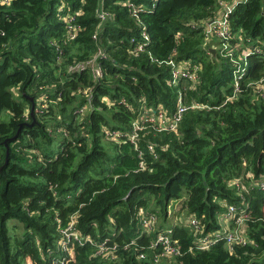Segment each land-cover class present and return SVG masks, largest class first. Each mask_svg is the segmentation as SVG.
<instances>
[{
	"label": "trees",
	"instance_id": "16d2710c",
	"mask_svg": "<svg viewBox=\"0 0 264 264\" xmlns=\"http://www.w3.org/2000/svg\"><path fill=\"white\" fill-rule=\"evenodd\" d=\"M227 4L230 37L211 39L206 23ZM99 51L101 77L70 69ZM169 60L199 65L197 81H173ZM263 77L264 0H0V264H264V192L250 187L264 180V98L249 87ZM179 98L206 107L176 132L145 126L135 148L137 116L172 114ZM174 200L204 233L223 228L228 206L244 210L245 244L198 250L174 225L179 254L155 263L137 213L164 227ZM72 221L83 240L118 243V258L72 239L63 251Z\"/></svg>",
	"mask_w": 264,
	"mask_h": 264
},
{
	"label": "built area",
	"instance_id": "2783aa9c",
	"mask_svg": "<svg viewBox=\"0 0 264 264\" xmlns=\"http://www.w3.org/2000/svg\"><path fill=\"white\" fill-rule=\"evenodd\" d=\"M7 1V0H4ZM224 8L220 11L218 17L213 19V22L207 29V36L209 38H214L218 41H227L230 37V30L227 22V15L232 9L231 5H224ZM101 18L104 20L105 15H101ZM70 18L64 19V22L67 25L68 31L71 38H74L76 35V31L78 28L76 26L70 25ZM228 47L224 45L223 49H227ZM140 47L137 49V51ZM255 52L258 53L257 50ZM252 52L244 51L242 52L241 59L239 60V64L237 65V69L234 73V84L235 87L238 88V83L242 80L246 64V57L251 54ZM230 54V53H229ZM99 59L102 56V53L99 51L97 55L88 61L87 63L81 65H77L72 69L83 70L85 67L90 68V73H92L93 78L101 77V69L99 63H97L96 58ZM169 66H171V78L173 81L178 80H185V83L188 85L193 84L197 81V73L199 72V65L192 63L191 61H183V62H173L169 60L167 62ZM86 65V66H85ZM173 84V83H172ZM175 85V84H174ZM252 88L255 95L264 98V77L259 79L256 82H253L249 85ZM234 90V94H236ZM86 94V90L84 91ZM237 95H235L236 97ZM228 98L227 100H229ZM108 103V101H106ZM204 105H199L196 103H191L190 105H186L182 102V99H178V103L176 105L175 111L172 114H168L165 108L160 105L156 109L153 110H146L143 111L141 115L137 116V118L133 121V133L129 136L130 141L134 144L135 148L137 147L138 143V132L143 130L145 126L150 125L151 129L156 132L160 133L163 131H173L176 132L178 128V124L181 121L183 115L189 110L194 108H205ZM83 111V110H82ZM145 112V113H144ZM107 137H111V133L105 132ZM116 138L119 136H115ZM149 152H151L152 146L149 145L148 147ZM139 167L144 169V164L142 162L139 163ZM250 187L254 190H258L260 192H264V180L260 182L251 183ZM137 222L141 228V233L143 234H152L154 233V239L149 244V249L156 250L160 249V252L154 255L153 261L155 263L160 262L165 258H174L179 254V251L175 244L171 239L172 235V227L174 225L183 226L194 234L195 239V247L198 250H208L211 246L215 245L216 243L222 241L226 244L229 250H232L234 246H240L245 244L246 237L244 236V223L248 220V215L242 209H237L233 206H228L227 212L223 218V228L220 231L211 232V233H204L203 227L200 221L194 217H184L183 223H173L170 226L160 227L158 218L155 214L146 211H139L137 213ZM63 236L60 241L59 245L61 249L64 251L66 249V243L69 240H75L79 245L89 244L95 246L94 255L102 257L103 259L108 260H115L117 259L116 253L119 250V244L115 242H110L109 239H104L98 245L89 239H81L76 232L74 231L73 221L68 225V227L60 232ZM128 245L124 244L123 249H127Z\"/></svg>",
	"mask_w": 264,
	"mask_h": 264
},
{
	"label": "rangeland",
	"instance_id": "374dc122",
	"mask_svg": "<svg viewBox=\"0 0 264 264\" xmlns=\"http://www.w3.org/2000/svg\"><path fill=\"white\" fill-rule=\"evenodd\" d=\"M206 44H208L207 40H206ZM215 47L217 48V44L214 43ZM57 147V146H56ZM54 147V152H57V148ZM107 147H109L107 145ZM234 186L235 185V182H232L231 184H229V186ZM243 187L245 186H242L241 187V190L243 189ZM182 203H183V200H174L172 202H170L169 206H168V209H167V217L164 221V224L166 226H170L172 225L173 223H178L180 224V221H181V224L183 223V220H184V210H182ZM159 219V217H158ZM164 219L161 218V220L159 219V224L162 223ZM117 255V258H118V253H116Z\"/></svg>",
	"mask_w": 264,
	"mask_h": 264
},
{
	"label": "water",
	"instance_id": "95a60500",
	"mask_svg": "<svg viewBox=\"0 0 264 264\" xmlns=\"http://www.w3.org/2000/svg\"><path fill=\"white\" fill-rule=\"evenodd\" d=\"M212 22H213V20L207 22V23H206V27L208 28ZM210 52H211L212 54H214V53H215V50L210 49ZM31 115H32V113H31ZM13 138H15V137H13ZM9 140H12V139H9ZM4 145L6 146V149H7V140L4 141ZM7 153H8V152H7Z\"/></svg>",
	"mask_w": 264,
	"mask_h": 264
}]
</instances>
